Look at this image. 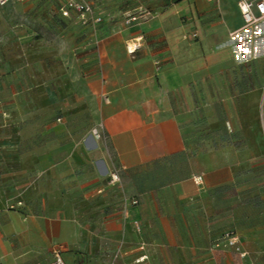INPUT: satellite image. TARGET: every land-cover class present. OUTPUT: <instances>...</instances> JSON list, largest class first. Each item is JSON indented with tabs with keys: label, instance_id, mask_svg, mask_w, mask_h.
I'll list each match as a JSON object with an SVG mask.
<instances>
[{
	"label": "crops",
	"instance_id": "obj_1",
	"mask_svg": "<svg viewBox=\"0 0 264 264\" xmlns=\"http://www.w3.org/2000/svg\"><path fill=\"white\" fill-rule=\"evenodd\" d=\"M236 1L142 14L126 30L74 25L32 50L29 34L1 23L0 264H52L55 250L64 264H145L154 237L211 242V264H264V185L255 201L232 192L235 161L197 151L183 125L185 103L221 84L218 98L248 95L211 73L264 57V20L245 26ZM256 92L264 127V86ZM228 229L243 258L214 245Z\"/></svg>",
	"mask_w": 264,
	"mask_h": 264
},
{
	"label": "rangeland",
	"instance_id": "obj_2",
	"mask_svg": "<svg viewBox=\"0 0 264 264\" xmlns=\"http://www.w3.org/2000/svg\"><path fill=\"white\" fill-rule=\"evenodd\" d=\"M64 1L12 0L2 6L8 7L11 17L8 20L0 19V28L3 23V26L8 25L10 29L18 27L24 30L29 34V43L25 44L28 45L29 50H32L31 47L35 46V42L39 40L41 41L40 47L46 48L49 45L48 42L53 45L58 30L74 25L84 26L78 22V18L73 13L69 18L62 17L59 8ZM198 1L201 0H101L100 6L106 15L105 22H108L110 27L115 30H126L125 28L143 20L142 14H148L151 18L175 6H183L190 12L193 6L197 15ZM205 1L211 2L212 6L216 5V0ZM200 8L203 10L202 7ZM128 14L141 16L138 21L126 25L124 19ZM84 27L89 28L92 33H95L97 28V26L96 28L94 26ZM229 38L230 35L227 40ZM95 41L94 37V46ZM228 43V41L212 43L211 52L220 51L222 45H229ZM31 52H29L30 58ZM211 73L230 75L233 81L232 94L243 92L246 89L247 97L242 100L239 97L218 98L220 91H225V96L228 95L227 85L223 88L221 84L218 88L219 92L218 90L213 91L210 97L204 93L206 98H201L199 105L197 100L196 105L185 103L182 110L183 125L189 128V134L197 140L198 146L195 148L197 151L211 152V154L220 155L225 160L230 158L235 161L232 170L236 173L233 180V186L236 188H233L232 192L248 194V198L255 201L257 188L264 185V127L259 107V94L256 92V87L264 86V57L249 60L242 65L232 62L231 67L227 66L223 70L212 68ZM58 119L61 120L62 115H58L56 121H60ZM11 203L17 207L15 201ZM131 245L138 247L144 243L142 239L136 238ZM145 245L147 251H150L145 264H211V242L178 244L183 248L178 247L177 249L173 246L175 244L163 242L154 237L147 240ZM232 255L234 258L238 256L235 252H232Z\"/></svg>",
	"mask_w": 264,
	"mask_h": 264
},
{
	"label": "built area",
	"instance_id": "obj_3",
	"mask_svg": "<svg viewBox=\"0 0 264 264\" xmlns=\"http://www.w3.org/2000/svg\"><path fill=\"white\" fill-rule=\"evenodd\" d=\"M12 0H0V7L5 6ZM237 7L241 14V17L245 23V26H252L262 20H264V0H237ZM59 11L62 17L69 18L73 13L78 18V22L84 26H98L104 21L105 15L96 9L95 0H65L60 6ZM146 12V11H145ZM139 14H128L124 19V24L130 25L135 21H138ZM192 39L198 38L197 32L191 33ZM98 41H95L97 46ZM136 50V46L133 49L128 47V51L133 53ZM60 120V119H58ZM95 138H100V133L97 129L92 130ZM202 176L199 175L195 178V182L202 183ZM18 204H20L18 202ZM13 208V206H11ZM214 245L227 246L231 248L240 258L246 255V252L241 248V243L238 234L234 230L225 231L220 237H218ZM55 261L52 264H64L60 256L59 251L55 250ZM251 264V263H250Z\"/></svg>",
	"mask_w": 264,
	"mask_h": 264
},
{
	"label": "bare ground",
	"instance_id": "obj_4",
	"mask_svg": "<svg viewBox=\"0 0 264 264\" xmlns=\"http://www.w3.org/2000/svg\"><path fill=\"white\" fill-rule=\"evenodd\" d=\"M130 48L133 49L134 48V45H130Z\"/></svg>",
	"mask_w": 264,
	"mask_h": 264
}]
</instances>
